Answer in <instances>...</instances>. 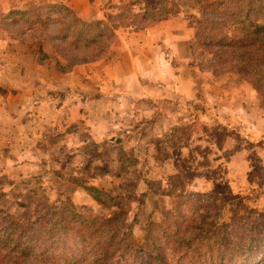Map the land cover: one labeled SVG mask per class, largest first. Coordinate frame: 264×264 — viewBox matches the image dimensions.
Here are the masks:
<instances>
[{
    "label": "crops",
    "instance_id": "1",
    "mask_svg": "<svg viewBox=\"0 0 264 264\" xmlns=\"http://www.w3.org/2000/svg\"><path fill=\"white\" fill-rule=\"evenodd\" d=\"M36 3H63L84 20L102 17L93 0H0L1 176L31 182L48 172L54 178L51 185L56 177L66 178L74 194L95 202L85 185L95 187L103 177L93 175L77 185L74 180L84 176L83 167L89 172L105 167L104 173L115 177L127 174L117 172L123 164L128 170L144 164L142 176L147 178L166 137L214 112L221 125L236 133L248 130L257 139V158L264 165L261 96L239 76L214 79L200 69L202 53L189 21L171 17L144 29L121 28L105 55L65 71L63 59L40 55L38 40L3 28L10 11ZM200 127L202 134L171 150L175 162L187 159L196 137L199 143H212L208 128ZM138 146L145 150L140 156L134 154ZM188 164L182 169L192 170L196 161Z\"/></svg>",
    "mask_w": 264,
    "mask_h": 264
},
{
    "label": "trees",
    "instance_id": "2",
    "mask_svg": "<svg viewBox=\"0 0 264 264\" xmlns=\"http://www.w3.org/2000/svg\"><path fill=\"white\" fill-rule=\"evenodd\" d=\"M121 6L105 18L84 20L63 3H36L10 11L3 28L38 40L43 57L57 55L61 68L71 71L105 55L120 28L144 29L184 13L194 19L195 41L208 57L205 70L237 74L264 94V0H131ZM243 205L249 206L245 198L229 201L223 194L178 195L171 221L148 227V250L124 232L120 212L48 204L33 219L0 208V264H63L67 258L70 264H172L177 255L178 264L189 258L194 264H264V212L250 227H239ZM158 231L173 240L168 248ZM142 253L144 261L137 259Z\"/></svg>",
    "mask_w": 264,
    "mask_h": 264
},
{
    "label": "rangeland",
    "instance_id": "3",
    "mask_svg": "<svg viewBox=\"0 0 264 264\" xmlns=\"http://www.w3.org/2000/svg\"><path fill=\"white\" fill-rule=\"evenodd\" d=\"M128 1L131 0H102L98 5V1L95 3L93 0V4L102 12L101 18H105L110 13L118 12L117 8ZM141 6L139 4L136 8L139 9ZM175 17L185 19L191 25L194 22L191 16H186L184 13ZM194 42L202 53L197 64L200 69L210 73L214 79L227 76L226 73L216 76L205 70L208 57L196 41ZM35 44L38 43L35 42ZM229 75L239 76L233 73ZM198 81L197 85L201 87L203 79ZM231 85L239 91L242 90L236 82H232ZM257 93L261 96L264 106V94ZM198 107L204 109V104L199 102ZM193 124L187 122L186 125H182L179 131L166 137L164 143L160 144L155 167H150L147 171V178L142 176L144 164H140L138 169L131 166L129 170L127 164H123L122 167H118L117 172L127 174L115 177L106 175L105 167L101 168L102 170L94 169L90 172L83 167L85 174L74 180L75 184L87 183L93 175L103 177L101 183L95 187L85 185L95 202L92 199L87 200L83 195L74 194L75 187L66 178L56 177L53 187L51 183L54 178L50 179L47 172L39 178H33L31 182H24L22 179L13 181L5 175H0V208L6 209L12 215L33 219L48 204L56 206L65 203L72 205L77 212L102 213L107 216L120 212L125 221L124 226L122 225L124 232L131 233L134 242L144 250H148L149 246H146L145 242L148 227L154 224L165 226L171 221L176 196L205 192L215 196L223 194L229 201L239 202L240 199L245 198L249 206H239L238 209L242 207L244 218L238 223L239 227L246 224L250 227V220L252 218L257 220L260 217L259 213L264 212V165L257 158V139L248 130L236 133L235 130L221 125L222 118L216 112L203 114L199 117L198 123L192 126ZM200 126L208 128L207 133L212 135L209 136L212 143L208 144L206 140L199 143L200 138L196 137L191 143H197L191 144V148L187 151V159L180 161L181 158H177L178 161L175 162L176 156L173 157L171 150L179 147L181 143H186L192 135L202 134ZM210 147L212 152H209ZM134 150L138 151L134 154L139 155L144 147L138 146ZM191 150H194V153ZM118 151L120 153L121 150ZM176 152L177 150L174 151ZM195 161L196 164L192 170L182 169V165L186 164L187 167L189 162L193 164ZM141 166L142 170L139 174ZM94 195L99 199H96ZM240 231L241 228L236 233ZM156 235L164 249L173 242L163 231L156 232ZM37 250L40 251V248ZM143 256L145 255L142 253L137 259L144 261ZM180 257L172 256V264H178L177 259H181ZM63 264H70L68 258L63 261ZM186 264L194 263L189 258Z\"/></svg>",
    "mask_w": 264,
    "mask_h": 264
}]
</instances>
